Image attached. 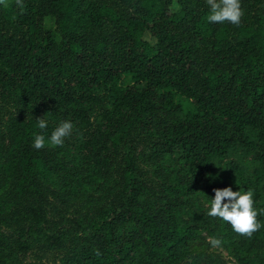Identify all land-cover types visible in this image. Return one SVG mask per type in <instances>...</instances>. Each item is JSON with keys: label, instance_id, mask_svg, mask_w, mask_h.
I'll use <instances>...</instances> for the list:
<instances>
[{"label": "trees", "instance_id": "1", "mask_svg": "<svg viewBox=\"0 0 264 264\" xmlns=\"http://www.w3.org/2000/svg\"><path fill=\"white\" fill-rule=\"evenodd\" d=\"M174 3L133 0L129 12L119 0L0 3V94L32 114L0 130V219L9 213L10 227H0V264L34 243L65 242V264H177L192 241L203 243L201 229L241 264H264V215L251 238L218 218L181 216L201 185L210 203L213 189H251L254 210L264 209V7L232 25L209 22L205 0ZM62 121L73 124L63 146L32 147ZM138 134L148 140L140 153ZM238 149L249 167L227 158ZM140 158L153 164L157 191ZM67 161L87 171L61 178ZM41 182L70 196L111 194L73 228L57 229L34 196ZM193 264L212 263L201 252Z\"/></svg>", "mask_w": 264, "mask_h": 264}, {"label": "rangeland", "instance_id": "2", "mask_svg": "<svg viewBox=\"0 0 264 264\" xmlns=\"http://www.w3.org/2000/svg\"><path fill=\"white\" fill-rule=\"evenodd\" d=\"M109 2V0H103ZM133 0H119V8L129 12L131 10V3ZM206 2V0H205ZM243 15L250 14L254 10H260L264 7V0H240ZM175 6L174 0L171 5ZM146 37L153 41L150 34ZM32 114L21 104L14 99L0 94V130L4 131L6 120L9 117L26 118ZM148 145V140L141 134H138L137 153L145 150ZM7 141L5 140L0 146V156H4L6 151ZM238 160L249 167L250 156L238 149L227 156ZM121 159V152L117 157V162ZM142 176L151 190L157 191L161 185V181L154 175L153 164L145 163L141 158L138 161ZM87 171L85 166H80L67 161V168L61 172L62 177H72L73 179L83 176ZM203 188L201 185L199 190L193 194L188 203L182 208L181 216L188 218L191 215H197L201 218L215 219L206 215L210 202L203 196ZM111 192L108 189L104 191H87L75 196H70L65 192L61 185H55L50 182H41L40 189L36 191L34 196L38 200V204L47 219L50 226L57 229L73 228L77 225L81 218L90 216L102 203L106 202ZM64 199L65 204L62 205L60 200ZM61 208V215L53 211V208ZM16 213L21 212L22 204L15 207ZM7 213L4 218L0 219V227L3 230H8ZM198 239L203 241L199 243L197 240L192 241L186 249L184 256L177 262V264H193L195 257L204 252L207 254L212 264H241L233 255L229 254L222 246L218 249L211 247L209 238L212 237L205 229H201L198 234ZM72 244L65 242L60 247H49L44 243H34L27 250H19L16 256L9 264H65L64 258L71 249Z\"/></svg>", "mask_w": 264, "mask_h": 264}, {"label": "clouds", "instance_id": "3", "mask_svg": "<svg viewBox=\"0 0 264 264\" xmlns=\"http://www.w3.org/2000/svg\"><path fill=\"white\" fill-rule=\"evenodd\" d=\"M0 3L7 6L6 0H0ZM16 4L22 7V0H16ZM206 4L210 10L207 16L209 22L221 24L228 22L232 25L241 23L244 13L240 0H206ZM36 121L40 130L46 129V119L37 118ZM72 131V122L62 121L55 127L49 137L46 138L43 134L36 135L32 147L40 150L45 147L46 143L51 146H63L65 138L70 136ZM213 191L215 196L211 199L206 213L207 216L227 222L236 234L248 238H251L262 227L257 222V216L258 214L264 215V209H260L259 213L254 210L253 190L233 191L231 187H225L223 189H213ZM209 243L214 249L222 247L220 238L210 237Z\"/></svg>", "mask_w": 264, "mask_h": 264}]
</instances>
